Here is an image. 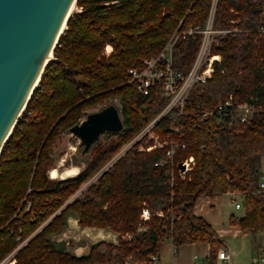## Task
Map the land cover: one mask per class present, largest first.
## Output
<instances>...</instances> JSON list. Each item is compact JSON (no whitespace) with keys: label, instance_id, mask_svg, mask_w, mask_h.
<instances>
[{"label":"trees","instance_id":"1","mask_svg":"<svg viewBox=\"0 0 264 264\" xmlns=\"http://www.w3.org/2000/svg\"><path fill=\"white\" fill-rule=\"evenodd\" d=\"M213 3L77 0L79 10L69 17L0 154V264L15 250V264H154L152 257L160 255L168 239L176 250L206 243L208 264H223L217 253L224 242L214 226L195 213V205L200 196L226 193L240 194L245 212L243 217L231 215L229 225L251 235L264 234V0H217L214 28L226 32L218 35L212 53L221 60L214 62L206 83L193 85L182 113L172 108L155 126L161 137L172 134L185 143L172 163L165 147L146 150L153 141L139 150L143 139L69 201L169 103L160 84L150 94H141L130 81L129 69L142 67L175 38L172 66L187 75L203 37L189 31L204 27ZM107 46L112 48L109 54ZM230 96L255 107L248 120L234 114L224 119L203 116ZM116 98L124 129L86 153L77 144L72 165L86 167L71 177L52 178L57 141L91 109ZM173 121L185 125L181 135L171 131ZM190 155L195 165L181 175L178 164ZM144 207L151 213L147 221L141 219ZM73 213L83 228L118 233V242L98 241L82 255L65 243L56 244L53 235L65 230Z\"/></svg>","mask_w":264,"mask_h":264},{"label":"water","instance_id":"2","mask_svg":"<svg viewBox=\"0 0 264 264\" xmlns=\"http://www.w3.org/2000/svg\"><path fill=\"white\" fill-rule=\"evenodd\" d=\"M77 0H0V154L26 109ZM121 111L110 103L67 129L83 153L101 136L124 129ZM181 169L183 167L179 165Z\"/></svg>","mask_w":264,"mask_h":264},{"label":"built area","instance_id":"3","mask_svg":"<svg viewBox=\"0 0 264 264\" xmlns=\"http://www.w3.org/2000/svg\"><path fill=\"white\" fill-rule=\"evenodd\" d=\"M261 31L264 33V27H262ZM194 32H196V30L194 31L193 29H191L189 31L190 34H193ZM202 32H204L205 34L208 33L206 29L202 30ZM174 41L175 39L172 38L166 44V46L158 56L145 59L142 67H135L129 69L128 73L131 77L130 81L136 84L137 90L141 94H150L151 89L160 84L163 95L169 98V103L167 107L158 116L152 119L132 141H130L127 145L124 146H127L125 151L122 152L124 147L120 150V152L111 160V162L107 164L108 166H106L105 170L112 166V164L129 148H131L133 145L143 139L144 143L140 145L139 150H144L146 144H148L149 141H153L152 144L146 147V150L151 151L155 148L165 147L167 157L169 158V160H171V163L174 154L178 150L186 147L184 142L175 140L172 134H167L166 136L161 137L155 131V126L161 120V118L172 108H177L179 113H182L183 108L186 105L189 92L193 85L196 83H206L208 79H210L213 75L214 62L220 61L221 58L220 55H210V57L206 58V61L203 64V53L209 45V43L204 42L189 73L187 75H181L172 66V50ZM254 112L255 107H253L250 102L236 101L235 99H233L232 96H230L224 101L219 102L218 106L215 109L205 111L203 113V116H217L220 119H224L227 114H234L241 121H246L253 115ZM231 117L234 116L232 115ZM184 127L185 125H183V123H181L180 121H173L170 126V129L173 133L181 135V132L183 131ZM168 161L156 163V165H164ZM179 165H181L183 169H181ZM194 165L195 158L193 155L184 158L178 164L180 174L185 175L186 173L190 172L193 169ZM169 172L170 174H172V171L170 169ZM260 187L262 190H264V175L260 179ZM233 204L236 208H241L240 203L234 202ZM150 216L151 213L149 209L147 207H144L142 210L141 218L144 221H147ZM23 244H25V242L22 243L18 247V249L23 246ZM16 251L17 250L12 252L6 259L7 261L5 260L3 264H15L14 256L16 254ZM175 251L176 249L174 248V252ZM217 256L223 264H231L230 261L232 256L224 248H221L218 251ZM152 259L154 261V264H160L159 257L153 256ZM195 264H200V261L197 260ZM251 264H264V254L254 256Z\"/></svg>","mask_w":264,"mask_h":264},{"label":"crops","instance_id":"4","mask_svg":"<svg viewBox=\"0 0 264 264\" xmlns=\"http://www.w3.org/2000/svg\"><path fill=\"white\" fill-rule=\"evenodd\" d=\"M109 48L111 47L109 46ZM225 196H228V198H225ZM241 201L242 197L240 194L226 193L215 198L200 196L195 205V213L205 218L218 231L224 242V247L222 248L227 250L232 256L231 264H251L254 256L263 255L264 253V244H258V249L254 250L255 240H264L263 233L251 235L229 225L231 215L238 217L245 215L242 207L238 209L233 204L234 202L241 204ZM238 210H242L243 212L238 213ZM76 222H78L77 215L72 214L68 217V225L75 227ZM84 229L93 232L92 235L95 237L96 242L100 240H114L119 235L109 228L85 227ZM91 238L86 237V245H78L76 248H72V251L77 255L87 254L90 250V245L94 244V242L90 245L87 244ZM208 255L209 245L206 243L185 244L174 252V245L171 239H168L162 245L158 257L160 264H195L197 260L200 261V264H208Z\"/></svg>","mask_w":264,"mask_h":264},{"label":"rangeland","instance_id":"5","mask_svg":"<svg viewBox=\"0 0 264 264\" xmlns=\"http://www.w3.org/2000/svg\"><path fill=\"white\" fill-rule=\"evenodd\" d=\"M216 2H217V0H214L210 15H209V17L207 19V22L204 25V27H197V28L193 29L194 31L196 30L195 33L200 32V33L203 34V37H202V40L200 42L197 55L199 54V52L201 50V46L203 45V43L204 42L205 43L206 42L209 43L208 48L203 53V55H204L203 64L205 63L206 58L210 57V55H217V54H213L212 53V47H213V45L215 43L218 42V39H217L218 35L225 34V32H226V30L215 29L214 28V13H215ZM77 10H79V9H78L77 6H75L73 12L77 11ZM205 29L208 32L206 34L204 32H202V30H205ZM173 39H175V38H173ZM111 50H112V48H109V46H107L106 54H109ZM197 55H196V58H197ZM196 58H195V60H196ZM220 58H221V56H220ZM110 103H114L119 108V110L121 111V102H120V100L118 98H116V99H113V100L109 99V100L106 101V103L98 105L97 107L91 109L89 111V113L94 112V111H98V110H100L101 108L105 107L106 105H108ZM121 115H122V113H121ZM122 118H123V116H122ZM110 137H113V136L110 133L106 132V133H104L101 136L100 140H102V142L105 143L106 141H108V139ZM79 143H80V139L77 136H75L73 134H69V133H65L57 141V143H56V145L54 147V157H55V164L54 165L56 166V168L58 169L59 172L64 171L68 167L77 166V165H72L71 161H72L73 154L77 151V146L76 145L79 144ZM126 147L123 148L122 152L126 150ZM110 162L111 161L106 163L98 171V173H96V175L92 179H90L88 182H86L81 187V189L75 195L72 196V198L69 201L74 200L75 197H77L78 194H80L91 182H93L99 175H101L105 171L106 166H108L107 164H109ZM77 167H79V169L81 171V170H83L86 167V164L82 163L81 166H77ZM262 171L264 173V157L262 159ZM49 175H50V171H49ZM58 179H64V178L58 177ZM225 198H228V196H225ZM237 212L238 213H242L243 211L242 210H238ZM73 214H75V213H73ZM144 228L145 227H142L141 229H144ZM92 234H93V232L91 230H85L83 227H81L78 224V222H76L75 227H72V226L68 225V223H67V226H66L65 230L62 233H60V234L53 235L52 239L58 245H60L62 243H65V245L68 247V249L72 251V248H76L78 245H80V246L86 245V242H85L86 237H92L91 240L89 242H87V244L90 245L92 242L96 243V239H95V237ZM118 238H119V235L114 240H100V241H109V242L117 243L118 242ZM258 244H264V240L259 241V239H256L255 242H254V250L258 249V247H257Z\"/></svg>","mask_w":264,"mask_h":264},{"label":"bare ground","instance_id":"6","mask_svg":"<svg viewBox=\"0 0 264 264\" xmlns=\"http://www.w3.org/2000/svg\"><path fill=\"white\" fill-rule=\"evenodd\" d=\"M74 7H75V5L72 7V11L74 10ZM79 171H80V169L77 166L68 167L62 172H59L57 168H52L50 170V176L52 178H57V179H58V177L67 178V177H71V176L78 174Z\"/></svg>","mask_w":264,"mask_h":264}]
</instances>
